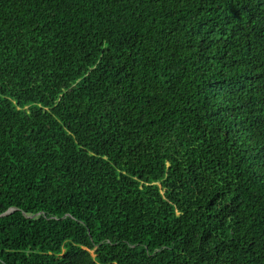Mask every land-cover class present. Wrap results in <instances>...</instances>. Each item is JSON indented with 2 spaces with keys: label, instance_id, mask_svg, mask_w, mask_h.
Segmentation results:
<instances>
[{
  "label": "trees",
  "instance_id": "obj_1",
  "mask_svg": "<svg viewBox=\"0 0 264 264\" xmlns=\"http://www.w3.org/2000/svg\"><path fill=\"white\" fill-rule=\"evenodd\" d=\"M0 264H264V0H0Z\"/></svg>",
  "mask_w": 264,
  "mask_h": 264
}]
</instances>
